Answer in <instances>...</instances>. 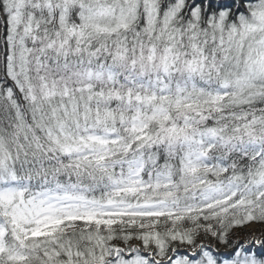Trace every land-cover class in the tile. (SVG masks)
Masks as SVG:
<instances>
[{"label":"snow or ice","instance_id":"1","mask_svg":"<svg viewBox=\"0 0 264 264\" xmlns=\"http://www.w3.org/2000/svg\"><path fill=\"white\" fill-rule=\"evenodd\" d=\"M0 264H264V0H0Z\"/></svg>","mask_w":264,"mask_h":264}]
</instances>
